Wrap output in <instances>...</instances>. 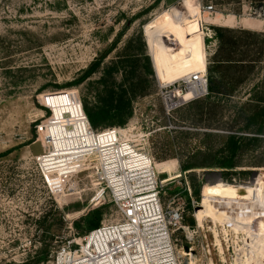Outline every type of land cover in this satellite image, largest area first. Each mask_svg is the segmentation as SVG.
I'll return each instance as SVG.
<instances>
[{
	"label": "rangeland",
	"instance_id": "1",
	"mask_svg": "<svg viewBox=\"0 0 264 264\" xmlns=\"http://www.w3.org/2000/svg\"><path fill=\"white\" fill-rule=\"evenodd\" d=\"M259 1L179 0L168 5L166 0H0V264H53L62 246L87 234L95 210L103 208L102 223L116 218L117 207L108 190L104 196L99 195L103 184L99 183L100 178L94 168L98 162L94 158L87 162L90 165L87 170L64 179L63 194L50 190L37 160V156L47 151L41 135L37 133V126L51 116L46 106L53 109V118L65 119V113L75 117L84 112L83 105L71 91L77 93L82 101L90 86L87 83L75 84L76 80L110 47L132 18V27L107 60L115 57L122 50L124 41L143 27L155 72V92L137 101L135 114L127 126L116 128L131 132L133 143L151 153L159 170L165 172L160 176L168 180L164 209L184 210L185 220L176 227L172 226L181 263L236 264L248 257L251 238L246 228L251 226L250 223L252 226L257 224L256 219L252 221L237 214L242 224L232 223L234 217L228 213L225 215L228 219L217 215L216 211L220 209L215 206L218 201L246 192L245 187L230 186L234 194L231 196L225 193L226 188L215 187L216 183L234 184L237 181L219 180L218 175L207 173L203 168L188 171L181 168V162L188 161L205 146L199 135L194 136L204 128L193 127L180 119L182 114H194V109L188 106L196 95L183 98L187 92L173 93L172 89L162 92L161 86L165 82L158 77L147 30L148 26L158 25L155 23L159 17L169 15L165 23L174 25L180 41L193 34L202 35L206 60L218 46L212 37V26L241 27V24H246L252 32L259 33L251 38L250 48H245L246 52L252 50L250 59L258 58L256 70L244 87L223 103L227 106L223 121L231 124L251 94L264 95V20L250 14V8ZM207 6L213 9L206 11ZM175 57L178 56L172 55L173 59ZM98 77L99 74L95 75L93 80ZM168 94L174 95L176 104H184L169 111ZM205 95L197 99H203ZM217 119L210 121L219 125ZM62 131L68 134V131ZM214 131L230 133L219 126ZM83 134V125H78L75 131L70 132L69 146L94 144L93 138ZM109 136L117 137L113 134L104 137ZM214 145L219 146L215 141ZM262 146L244 158L246 166L243 167L249 173L237 171L233 178L240 176L243 180L264 169V164L248 165L264 158V144ZM83 150L72 152L71 163L84 159L88 153L75 158ZM186 156L190 158L186 159ZM70 165L61 168L56 175L47 174L48 178L60 184L64 175L70 172ZM194 183L200 190L198 195ZM193 201H196V207ZM189 202L193 206L192 211L187 207ZM200 207L208 209L203 224L196 215ZM261 210L259 215L264 213L263 208ZM185 246L192 250L187 251ZM45 250L51 253L50 259L43 262L39 253Z\"/></svg>",
	"mask_w": 264,
	"mask_h": 264
},
{
	"label": "trees",
	"instance_id": "2",
	"mask_svg": "<svg viewBox=\"0 0 264 264\" xmlns=\"http://www.w3.org/2000/svg\"><path fill=\"white\" fill-rule=\"evenodd\" d=\"M262 2L264 0L257 4ZM133 19L75 82L78 85L87 83L90 86L88 93L83 94L82 103L91 125L97 131L127 126L135 114L137 101L155 92V72L143 27H139L124 41L122 50L115 57L107 60L118 48L129 27H132ZM211 31L218 46L207 60L208 93L205 98H196L188 106L189 109H194V114H182L180 118L193 127L204 128L194 136L199 135L205 146L200 148L194 157L186 156V159H190L181 162V168L184 171L203 168L207 173L219 171L223 179L230 182L237 171L249 173L243 167L246 166L243 164L244 158L250 156L254 150L259 151L264 144V95L250 93L248 100L238 109L237 118L231 124L223 121L227 110L223 103L233 98L244 87L257 68L258 58L250 59L252 50L248 49L246 52L245 48H250L251 38L259 33L226 26H212ZM97 74L98 79L93 80ZM214 119L220 124L216 125L214 121H210ZM217 126L229 130L230 133H216L214 129ZM214 141L219 144L218 147L214 145ZM259 164H264V158L248 165L260 166ZM196 187L194 183L198 195L200 190ZM166 189L168 188L161 193L162 204L167 200ZM224 191L228 195H234L230 186ZM187 207L189 211L193 210L191 202ZM103 216V208L94 211L90 230L102 224ZM191 223H194V220ZM50 253L45 250L39 253V257H42L43 262L48 261Z\"/></svg>",
	"mask_w": 264,
	"mask_h": 264
},
{
	"label": "built area",
	"instance_id": "3",
	"mask_svg": "<svg viewBox=\"0 0 264 264\" xmlns=\"http://www.w3.org/2000/svg\"><path fill=\"white\" fill-rule=\"evenodd\" d=\"M212 9V6L205 7L206 11ZM250 12L251 16L264 20V2L252 6ZM194 81L198 83L195 99L208 93L207 72L164 83L161 86L162 92L172 89L175 91L173 93H186L193 88ZM71 94L83 105L77 93L71 91ZM167 101L169 111L184 104L181 102L171 105L172 102L168 99ZM46 107L51 111V116L37 126V133L41 135L43 147L47 151L37 156V160L50 190L63 194L64 179L87 170L90 166L87 162L94 158L98 162L94 168L99 175V183L103 184L99 195L104 196L108 190L117 207L116 218L103 222L83 237L69 240L57 251L53 264H182L174 242L172 226L181 224L184 210L164 209L161 193L168 180L160 177L165 172L159 170L154 156L146 149L137 147L130 139L132 135L127 129L115 127L97 131L85 114L88 123L86 135L94 139V144H82L84 152L89 153L84 159L70 163V172L64 175L60 184L55 183L46 175L42 162L50 155L52 148L47 137L48 125L55 123L53 109ZM65 116V119L71 118L69 113H65ZM65 127L69 131L76 129L73 123ZM111 134L117 136V139L111 140L109 136L105 140L110 139L111 144L103 143V146L101 138ZM106 151H110L107 158ZM109 158L111 161L107 162ZM263 171L264 169L254 172L261 181L264 180V173H261ZM236 177L233 178L234 181L238 180ZM193 202L194 205L196 201Z\"/></svg>",
	"mask_w": 264,
	"mask_h": 264
},
{
	"label": "bare ground",
	"instance_id": "4",
	"mask_svg": "<svg viewBox=\"0 0 264 264\" xmlns=\"http://www.w3.org/2000/svg\"><path fill=\"white\" fill-rule=\"evenodd\" d=\"M168 16L159 17L157 23H155L158 25L154 27L148 26L147 30L158 77L162 80L161 82L165 83H170L176 79L188 78L196 73H203L207 67V58L203 48L202 35L193 34L180 41L177 38L176 33L174 32V25L171 23H165ZM172 55H177L178 57H175V59H173ZM195 91H198V83L194 81L193 88L188 91L183 96V98L193 97L194 95H196ZM167 99L172 102L171 105L176 104V102L174 101V95L168 96ZM85 114L86 113L84 111L75 117H71L70 119L53 118V121H55V123L48 125L47 137L51 142L52 148L50 155L46 156L42 161L45 167L46 175L59 172L61 168H68L72 160V152H78V150L83 149L82 144L85 143L72 144V147L69 146L68 139L72 136H70L71 131H69L65 126L69 123H73L77 129L78 125H83V135L84 137H89L86 135V133H88V123L85 119ZM62 129L68 131V134H63ZM115 139H117V137L111 138V140ZM101 141L102 144H111L109 142V139L105 140V137H102ZM91 144L92 143H90V145ZM85 145L87 146L89 145V143H86ZM97 148L99 149L100 147L97 145ZM87 153L89 152H80L76 154L75 158L79 154ZM105 153V158L109 157L108 154L110 153V151H106ZM110 161V158L107 159V162ZM243 180L242 177L239 176L237 183L234 184H226L220 181L216 183L215 187H221L222 190L227 186H237L240 188L245 187V191L250 192H242L240 195L238 194L229 197L227 199L221 200V202L217 200L218 202L215 203V206L220 210L216 211V214L227 219L230 215L231 217H234L232 219V223L236 224L240 222V220H238L240 217L237 214H242L247 219H250L252 221L256 219L257 224H254L252 226V223H250L251 226L249 228H246V232L249 233V238H251V240H249L251 253H247L248 257L245 260H238L236 264H264V213H262V215H259L258 213L259 210L262 211L261 209H264V180L261 181L259 175L254 172L252 173V175L244 177ZM215 187L213 186V188ZM249 200L251 201L249 202ZM206 213H208V209L204 207L198 208L196 215L200 224H203L204 216ZM227 213L228 216H225ZM243 216H241V218ZM239 225H237L238 228L240 227Z\"/></svg>",
	"mask_w": 264,
	"mask_h": 264
},
{
	"label": "crops",
	"instance_id": "5",
	"mask_svg": "<svg viewBox=\"0 0 264 264\" xmlns=\"http://www.w3.org/2000/svg\"><path fill=\"white\" fill-rule=\"evenodd\" d=\"M166 1H167V4L168 5H173L176 2H178L179 0H166ZM242 23H244V22H242ZM244 25L245 26H242V24H241V27H239V26H226V27H232V28H237V29H242V30H250V28H247L246 24H244ZM255 31H258L257 28L255 29ZM216 50H217V48H216Z\"/></svg>",
	"mask_w": 264,
	"mask_h": 264
},
{
	"label": "water",
	"instance_id": "6",
	"mask_svg": "<svg viewBox=\"0 0 264 264\" xmlns=\"http://www.w3.org/2000/svg\"><path fill=\"white\" fill-rule=\"evenodd\" d=\"M212 174L218 175V177H219L220 179H221V177H222V174H221L220 172H215V171H213ZM185 248H186L187 251H191V250H192V248H190L189 246H185Z\"/></svg>",
	"mask_w": 264,
	"mask_h": 264
}]
</instances>
